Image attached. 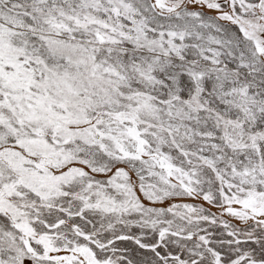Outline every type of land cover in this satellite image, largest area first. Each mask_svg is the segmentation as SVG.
<instances>
[{
	"label": "snow or ice",
	"instance_id": "1",
	"mask_svg": "<svg viewBox=\"0 0 264 264\" xmlns=\"http://www.w3.org/2000/svg\"><path fill=\"white\" fill-rule=\"evenodd\" d=\"M0 264H264V0H0Z\"/></svg>",
	"mask_w": 264,
	"mask_h": 264
}]
</instances>
